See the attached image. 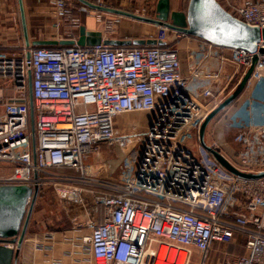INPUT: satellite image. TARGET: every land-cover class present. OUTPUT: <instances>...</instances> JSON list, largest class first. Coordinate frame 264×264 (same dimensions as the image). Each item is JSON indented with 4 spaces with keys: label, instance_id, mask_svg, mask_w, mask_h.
<instances>
[{
    "label": "built area",
    "instance_id": "obj_1",
    "mask_svg": "<svg viewBox=\"0 0 264 264\" xmlns=\"http://www.w3.org/2000/svg\"><path fill=\"white\" fill-rule=\"evenodd\" d=\"M49 4L58 40L73 44L0 51V186L38 193L51 186L58 200L74 204V230L85 231L80 251L91 254L85 264H191L195 248L206 264L213 244L231 243L237 234L248 254H228L219 264H264V176L231 173L199 137L254 53L160 25L149 38L163 44H105L114 38L102 32L101 43L80 45L83 15L101 22L103 10L72 0ZM228 11L264 27V0ZM114 14L108 32L123 17ZM188 36L196 46H189L184 70L170 43ZM258 55L251 78L264 85V55ZM140 112L154 114L141 134L117 131L119 115ZM228 128L234 145L226 159L243 173L264 172V107H252L247 123L231 120ZM102 144L123 155L100 175L87 161Z\"/></svg>",
    "mask_w": 264,
    "mask_h": 264
},
{
    "label": "water",
    "instance_id": "obj_2",
    "mask_svg": "<svg viewBox=\"0 0 264 264\" xmlns=\"http://www.w3.org/2000/svg\"><path fill=\"white\" fill-rule=\"evenodd\" d=\"M19 1L22 17V26L27 45L56 46L73 44L70 39L45 40L38 39L30 42L28 37L27 23L23 0ZM92 8L109 11L130 17L140 22L153 25L167 26L172 30L185 33L190 36L200 37L209 42L227 47H240L254 53L251 66L247 69L238 83L235 91L224 99L204 120L200 127L199 137L201 145L208 150L226 169L231 173L249 178L264 176L259 174H247L236 169L224 155L206 143V128L210 121L222 110L231 105L243 92L255 68L259 55H264V27H253L236 18L218 0H189L186 11L171 10L170 0H158L156 16L146 17L132 12L97 5L90 0H78ZM102 41V32L89 30L86 25L80 27V37L77 41L80 45H95ZM105 44L112 45H144L163 44L154 38L136 39H105ZM31 110L33 97L30 98ZM38 188L26 185H2L0 186V264H15L23 246L28 229L30 217L38 196ZM31 198V200H29Z\"/></svg>",
    "mask_w": 264,
    "mask_h": 264
},
{
    "label": "rangeland",
    "instance_id": "obj_3",
    "mask_svg": "<svg viewBox=\"0 0 264 264\" xmlns=\"http://www.w3.org/2000/svg\"><path fill=\"white\" fill-rule=\"evenodd\" d=\"M30 4H32L33 7L38 6V12L34 9L25 10L27 26L30 22L32 26V35H37V33H40L38 31L39 29H42L41 31L44 32L43 27L45 24L50 22L51 18H53L51 14L52 10L49 8L47 0H31ZM154 5V7L157 8L156 3H154ZM186 10L187 8L182 11ZM146 14L152 17L156 16L154 15V12H146ZM101 15V22L97 21L96 15L94 17H86L83 15L84 22L87 21L88 26H90V28H94L89 30L106 32L109 36H115L116 38L127 37L131 40L138 35L142 36V38L153 36L157 31V27L153 26V24L140 22L130 17L123 16L120 24L114 27V32H108L105 26H107V24H109L108 21L115 18L116 15L108 11H103ZM14 28L17 30L16 32L18 38H20L22 34V25L18 0H0V51L9 53L18 51L21 48V46H10L8 44L10 43V39L12 37L10 33L14 30ZM186 38L187 37L176 39L172 37L171 39L173 41L170 43V46L178 48L182 52H186L187 48L185 49V46H187L186 43H188ZM184 40H186V43ZM239 82V79H236L229 86L227 95L224 99L235 91ZM252 85L253 82L252 84L250 83V87L248 86L249 88H246V86L240 96L231 105H229L228 108L220 111L210 121L206 128L205 137L209 144L214 146L215 149L220 152H224L225 154L226 152H229L228 154L230 157L233 156L232 146L234 145V132L228 128V123L226 122L227 116L229 112H235L239 105L248 98ZM143 114H147V112L122 114L115 119V128L121 134H141L150 121V119L146 120ZM122 155L123 151L119 147L115 145L102 144L100 152L90 155L89 161L94 163L97 174L100 172H104L101 174H106V171L101 167H105L106 165L111 167V169L116 168ZM117 170L119 169L117 168ZM40 196H42V199L38 200L39 202H37L34 207L35 213L32 215L28 231L30 230L32 233H39L45 230L56 229L57 227L65 226L67 223L72 222L67 216L68 214L65 211L64 205L55 195L53 187L46 186L45 188H42Z\"/></svg>",
    "mask_w": 264,
    "mask_h": 264
},
{
    "label": "crops",
    "instance_id": "obj_4",
    "mask_svg": "<svg viewBox=\"0 0 264 264\" xmlns=\"http://www.w3.org/2000/svg\"><path fill=\"white\" fill-rule=\"evenodd\" d=\"M47 1H48L49 8L52 10L51 14L53 18H51L50 22L45 24V26L43 27L44 32L41 31L42 29H39L38 31L40 33L39 34L37 33V35H32L31 33L32 26L30 22L28 23L27 30H28V37H29L30 42L38 40V39H45V40L58 39V34L53 27V23L55 21L54 12H53L52 7L49 4V0ZM95 1L102 2L103 4H106L107 6L112 7V8H119V9H125V10H134V9L147 10V13L154 12V15H156V7H154L155 6L154 3H156L157 5V2H158V0H95ZM218 1L226 9L232 10L236 4L246 1V0H218ZM30 2L31 0H23L24 11L34 9L36 12H38L37 11L38 6L33 7L32 4H30ZM188 3H189V0H170V7L172 11L174 10L182 11L188 7ZM20 16H21V12H20ZM25 17H26V11H25ZM26 23H27V19H26ZM84 23L88 29H94L88 26L87 21ZM21 25H22V17H21ZM153 26L157 27V25H153ZM16 31L17 30L14 28V30L10 33L12 37L10 39L11 40L10 43L8 44L10 46L11 45H15V46L27 45L23 26H22V34L20 38H18ZM112 37L115 39H129L127 37H122V38H116L115 36H112ZM136 38H142V36L138 35V36H135L133 39H136ZM148 38L149 37H145V39H148ZM186 39L188 40V43H186V40H184L185 43L187 44V46H185V49L187 48L186 52H182L180 51V49L176 48L180 53L184 70L188 66L187 58H188L189 46L191 45L194 47L196 46L194 37L188 36ZM229 69L231 70L232 68L229 67ZM252 82H253V85L249 91L248 98L239 105L238 109L235 112H232V111L231 113L229 112L227 116V120H226L227 123L230 122L231 120L234 121L236 119H240L242 121L244 120V123H247L251 117L252 107H255V106L264 107V85H262L260 81H257L256 78H251L248 84L246 85L247 86L246 88H249L250 83L252 84ZM143 115L147 120V119H151L154 114L147 112V114H143ZM205 140H206V137H205ZM206 143L209 144L207 140H206ZM221 153L224 155V157L229 156L228 154L229 152H226V154L224 152H221ZM87 163L94 165V163L89 161V159ZM101 173H104V172H100L99 174L101 175ZM40 199H42V196H40V193H38L35 205L37 204V202H39L38 200ZM61 203L64 205L65 211L68 214L67 216L71 219L72 222L67 223L65 226L57 227L56 229L45 230L39 233H32V231L30 230L28 231L27 229L23 246L20 250L18 260L15 264H85L84 258L86 259L88 257H91V254L89 253L84 254L83 252L80 251L82 249L81 248L82 243L78 239V235L79 234L83 235V232L85 231H82V233H78L76 230H74L73 218L76 215L77 207L72 203L70 204L63 203L62 201ZM34 213L35 212L33 208L30 221ZM28 228H29V225H28ZM236 237L237 238L233 242L228 243V244H223V243L213 244L211 249L207 253L208 257H207L206 264H219L225 259L226 255L228 254L229 255L230 254L231 255L248 254V250H247V247L245 246V240L243 236L240 234H237ZM202 258H203V252L195 248L191 264H201Z\"/></svg>",
    "mask_w": 264,
    "mask_h": 264
},
{
    "label": "trees",
    "instance_id": "obj_5",
    "mask_svg": "<svg viewBox=\"0 0 264 264\" xmlns=\"http://www.w3.org/2000/svg\"><path fill=\"white\" fill-rule=\"evenodd\" d=\"M76 4H80V2H78L77 0H74ZM92 3H95L97 5H99V2H96L95 0H90ZM109 7V6H108ZM207 263V262H206Z\"/></svg>",
    "mask_w": 264,
    "mask_h": 264
},
{
    "label": "bare ground",
    "instance_id": "obj_6",
    "mask_svg": "<svg viewBox=\"0 0 264 264\" xmlns=\"http://www.w3.org/2000/svg\"><path fill=\"white\" fill-rule=\"evenodd\" d=\"M163 256H164V252H163V254L161 255V257L163 258ZM158 264H161V263L159 262Z\"/></svg>",
    "mask_w": 264,
    "mask_h": 264
}]
</instances>
